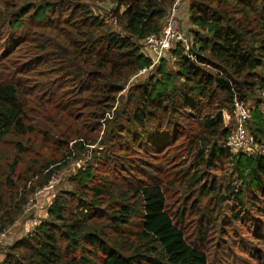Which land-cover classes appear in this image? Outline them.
Returning a JSON list of instances; mask_svg holds the SVG:
<instances>
[{"label": "trees", "instance_id": "16d2710c", "mask_svg": "<svg viewBox=\"0 0 264 264\" xmlns=\"http://www.w3.org/2000/svg\"><path fill=\"white\" fill-rule=\"evenodd\" d=\"M18 1L0 0V29L13 32L0 52V146L9 136L34 138L29 147L16 142L8 158L0 154V232L17 216L8 210L27 202L30 192L69 162L95 147L105 149L103 159L113 154L107 149L113 145L128 152L129 140L150 155L169 146L177 157L185 151L191 159L185 175L193 172L183 193L198 194L188 206L185 197L170 211L165 192L177 183L170 177L164 181L165 168L157 183L132 175L125 188L117 179L128 170L127 157H111L118 167L116 181L106 176L94 181L93 165L87 163L70 179L72 189L55 195L49 220L9 245L0 264H208L182 225L186 212L198 214L201 224L217 221L211 211L198 212L196 201L203 192L210 200L225 199L221 185L212 180L205 191L193 188L201 186V168L216 160L232 164L240 185L234 198L245 216L249 206L254 208L250 219L264 213L257 205L264 198V154L236 153L224 145L233 130L224 112H232L235 101L253 98L244 129L253 141L264 139L261 97H256L264 94V0H189L193 41L188 51L194 58L174 43L169 51L176 70L162 59L148 82L129 94L127 105L113 112L127 81L151 65L138 42L160 34L176 0H103L114 4L111 12L124 35L82 0ZM62 5L69 11H61ZM23 54L28 56L21 64ZM123 130L125 143L118 140ZM93 160L100 161L95 155Z\"/></svg>", "mask_w": 264, "mask_h": 264}, {"label": "rangeland", "instance_id": "374dc122", "mask_svg": "<svg viewBox=\"0 0 264 264\" xmlns=\"http://www.w3.org/2000/svg\"><path fill=\"white\" fill-rule=\"evenodd\" d=\"M28 1L36 4L39 2V0ZM23 2L24 0H19L18 4H22ZM82 3H84L88 9L92 10L94 14L105 18L106 24L110 29L116 33L124 35L123 29L111 12V9L114 8V4L103 0H82ZM176 3L177 9L174 14L175 19L173 18V23L175 27L177 24L178 32L187 39L190 46L191 41H193V28L187 21L186 13L188 11H186V9L188 8V5L186 6V0H176ZM58 7L61 8V11L64 13L69 11L68 5H62ZM10 33L13 32H11L10 28L7 26H3L0 29V52L3 51L4 41L8 40V35ZM180 43L184 47V44L182 42ZM173 45H171V47ZM138 47L139 51L143 55L149 58L154 57L152 44L149 45L147 44V41L142 40L138 42ZM170 48L164 53L163 57L157 63H151L148 68L137 72L127 81L122 91L116 95L112 112L115 108L121 109L127 105L129 94L135 93V88L137 86L144 85L148 82L150 75L155 73L156 67L159 65V62L162 59L170 71L176 70L175 61L170 54L171 52L169 51ZM27 56L28 54H23V57L19 59V63H24ZM150 60L152 62L151 58ZM27 85L30 86L31 82ZM39 87L44 86L42 84L39 85ZM256 97H261V100L259 101V110L261 111L264 121V94H261L259 91ZM254 99L255 98L252 99L253 101L248 99L247 103L235 101L233 103L234 109L232 112H224L225 123L229 125L231 129L233 128L232 131L235 130L234 125L237 124V115L243 112L239 106L237 108L236 104H240L243 108L247 109L246 111L248 113H244L245 116L247 114V121V119L250 117L251 111L254 110V105L256 103ZM133 130L136 131L134 128ZM232 131L229 133V135L232 133ZM245 133L250 136L246 128ZM125 135L126 132L123 130L119 133L121 139L118 140H123L125 143ZM33 138L34 137L29 135L24 137L9 136L7 141L0 146V154L3 157L8 158L15 153L14 144L16 142H23L29 147ZM182 141L183 140L179 139L176 141V143L180 144ZM127 144L131 149L128 152L121 149L120 145L107 147L108 151L113 153L109 155L108 159H103L102 156H99L105 151L104 149L103 151L97 152L98 148L100 150L101 147H95V151H93L92 154L90 151L82 154L79 158L69 162L64 168L60 169V171L57 172L56 175L52 176L44 186L37 187L33 193L30 192L27 202L21 206L17 205L16 207H12L10 210H8L11 215L16 214L17 216L11 225L0 232V262H2L4 259L9 245L17 240L29 237L33 233V229L35 227L49 220L47 209L52 203L55 195H57L61 189H72V182L70 179L72 177H76L75 175L80 170L86 168L87 163L93 165L94 175L92 179L94 181L98 176H101L100 178L106 176L107 178L111 180L114 179L116 181V179L113 178V173L118 171V167L112 164L113 161L111 157H127L125 160L127 163L124 164L126 165L124 169L128 170L122 171L123 174H121V176L124 175L123 180L121 178L117 179V182H123L122 185L125 188L130 187V182L132 183L134 181L132 175L137 178L144 179L148 183H152L153 181L157 183V178H160L163 175L161 171L159 172V170L161 168H165V170H167L168 176L164 178V181H167L170 177L171 180H175L177 183L174 189L166 190L165 192L168 210H174L178 208L179 205H182L186 197V195L183 193L186 190L184 188L188 183H190L189 178L193 172V170H191L190 173L185 175L186 170L188 169L191 162L188 154H186L184 151L182 153L184 155L177 157L176 154L178 151L176 148L174 146H169L165 147L164 149L162 148V152H150V155L145 150H142V148H134L133 145H131V140H129ZM133 148L135 150H132ZM242 151H244L243 153L248 154H250L252 151L264 154V139L259 143L254 141L252 146L243 147ZM93 155L99 157L100 161L97 162L93 160ZM111 165H113L112 173L109 172V167ZM154 167H156V169ZM201 169L202 175L204 176L201 180V186H193V188L198 189V187H202L203 191H205L211 181L214 180L216 185H221L220 193L221 195L225 196V199L219 200L217 196H214L210 200L208 196L204 195L205 192L202 193L201 191V198L196 201V203L199 204V206H197L198 212H203L206 214L207 212L211 211L213 214H215V219H217V221L214 223L213 220H205L203 221V224H201L200 220L198 219V214H190L189 212H186L184 215L185 221L182 225V231L185 234V237L189 243L206 254L208 264H264V213L262 215L251 217L250 219V215L254 213V208L251 206L247 208V216H245L243 213V208H241V210L238 208L237 205H240V203L234 198L235 194L233 192H238L240 185L236 179V175L233 173L232 164L228 162V160L222 159L216 160L213 167ZM148 175L150 176L148 177ZM152 178H154V180H152ZM181 182H184L183 185L178 186ZM197 194L198 192L195 191L192 193V195H188L186 197V199H189L186 203V206L189 205L190 201L196 199ZM213 195L214 193H211V196ZM257 205H261L264 208V198L260 197ZM194 212L198 213L197 211ZM207 216L208 215H206V217ZM136 220L138 221L137 218ZM131 228H133V226H131Z\"/></svg>", "mask_w": 264, "mask_h": 264}, {"label": "built area", "instance_id": "2783aa9c", "mask_svg": "<svg viewBox=\"0 0 264 264\" xmlns=\"http://www.w3.org/2000/svg\"><path fill=\"white\" fill-rule=\"evenodd\" d=\"M177 9V3L175 2L171 9L169 14L167 15L165 25L163 29L161 30L159 35H150L148 36L144 41H147V44L153 45V53L154 57H150L152 59V64L157 63L164 55V53L176 42H182L184 44V48L187 50V54L190 58H194V56L188 51L189 44L187 39L178 32V27L176 24V27L173 23V18L175 19V11ZM176 23V20H175ZM143 70V69H142ZM237 108L238 106L243 111L242 113H239L237 115V124L236 128L232 133L227 137V139L224 142V145L228 148H230L233 152H241L243 147H250L253 144V138L251 136H248L245 133L244 125L243 123L246 121L247 114L245 116V112L248 113L246 108H243L240 104H236ZM248 154V153H247Z\"/></svg>", "mask_w": 264, "mask_h": 264}, {"label": "crops", "instance_id": "0c3cea01", "mask_svg": "<svg viewBox=\"0 0 264 264\" xmlns=\"http://www.w3.org/2000/svg\"><path fill=\"white\" fill-rule=\"evenodd\" d=\"M188 5V0H186V6ZM186 11H188V8L186 9ZM187 16V21H188V12L186 13Z\"/></svg>", "mask_w": 264, "mask_h": 264}]
</instances>
